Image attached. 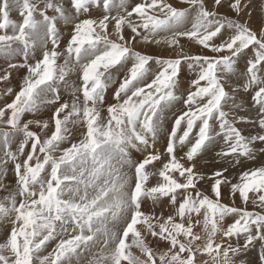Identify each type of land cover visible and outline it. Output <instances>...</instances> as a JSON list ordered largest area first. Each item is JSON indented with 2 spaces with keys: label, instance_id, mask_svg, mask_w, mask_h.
I'll return each instance as SVG.
<instances>
[{
  "label": "snow or ice",
  "instance_id": "6c2138e0",
  "mask_svg": "<svg viewBox=\"0 0 264 264\" xmlns=\"http://www.w3.org/2000/svg\"><path fill=\"white\" fill-rule=\"evenodd\" d=\"M0 60V264H264V0H0Z\"/></svg>",
  "mask_w": 264,
  "mask_h": 264
},
{
  "label": "rangeland",
  "instance_id": "374dc122",
  "mask_svg": "<svg viewBox=\"0 0 264 264\" xmlns=\"http://www.w3.org/2000/svg\"><path fill=\"white\" fill-rule=\"evenodd\" d=\"M194 49V50H193ZM186 50H188L189 52H191V53H193V54H195V53H197L198 51H200V49H198V48H192V47H189V48H187ZM2 61V60H1ZM1 65V64H0ZM188 75V76H187ZM190 75V76H189ZM191 78V73H189L188 72V70L185 68L184 69V75L182 76V79H186L185 81L187 82V80H189ZM13 86V85H12ZM0 87H3L2 85H0ZM13 87H15V86H13ZM1 99L3 100L4 98L3 97H1ZM10 99V98H9ZM259 162V161H258ZM250 166V165H249ZM237 203H239V201H237ZM257 251H259V249L257 248L256 249V251H254V254H253V256L256 254L255 252H257Z\"/></svg>",
  "mask_w": 264,
  "mask_h": 264
},
{
  "label": "bare ground",
  "instance_id": "6f19581e",
  "mask_svg": "<svg viewBox=\"0 0 264 264\" xmlns=\"http://www.w3.org/2000/svg\"><path fill=\"white\" fill-rule=\"evenodd\" d=\"M173 2L175 3L176 2V0H173ZM190 47H192V48H197L195 45H192V46H190ZM194 50V49H193ZM149 51H160L159 49H149ZM0 64L2 65L3 64V61H1L0 60ZM188 76V75H187ZM190 76V75H189ZM19 79V76L18 75H16L15 76V79L13 80V86H15V84H16V81ZM186 80V79H185ZM3 100L1 99V97H0V102H2ZM251 166V165H250ZM256 251V250H255ZM256 254L253 256V258H256V257H258V253H259V251H257V252H255ZM253 254H254V252H253Z\"/></svg>",
  "mask_w": 264,
  "mask_h": 264
}]
</instances>
